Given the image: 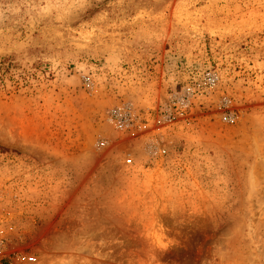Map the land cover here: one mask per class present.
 <instances>
[{
	"label": "rangeland",
	"instance_id": "374dc122",
	"mask_svg": "<svg viewBox=\"0 0 264 264\" xmlns=\"http://www.w3.org/2000/svg\"><path fill=\"white\" fill-rule=\"evenodd\" d=\"M0 242V264H264V0H0Z\"/></svg>",
	"mask_w": 264,
	"mask_h": 264
},
{
	"label": "built area",
	"instance_id": "2783aa9c",
	"mask_svg": "<svg viewBox=\"0 0 264 264\" xmlns=\"http://www.w3.org/2000/svg\"><path fill=\"white\" fill-rule=\"evenodd\" d=\"M212 83L215 81L212 79ZM199 88L196 86H187L183 89L182 95L175 97L171 100L170 106L163 110V116L165 119L172 120L176 117L185 116L188 111L192 110L193 102L200 99ZM226 121L234 122L233 117L224 118ZM121 122V121H120ZM2 242H0L1 248ZM1 251V249H0Z\"/></svg>",
	"mask_w": 264,
	"mask_h": 264
}]
</instances>
